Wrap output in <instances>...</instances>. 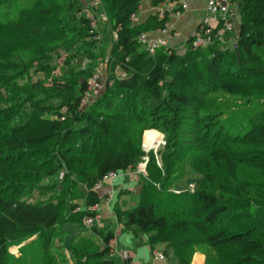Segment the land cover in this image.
Returning a JSON list of instances; mask_svg holds the SVG:
<instances>
[{
  "label": "trees",
  "instance_id": "obj_1",
  "mask_svg": "<svg viewBox=\"0 0 264 264\" xmlns=\"http://www.w3.org/2000/svg\"><path fill=\"white\" fill-rule=\"evenodd\" d=\"M143 1L102 0L112 20V26L103 28L104 35H110V41L104 37L110 53L108 79L103 94L87 110H81L88 78L94 74V66L83 68L82 63L84 57L95 58L82 48L99 44L95 35L100 32L91 34L92 19L79 16L82 8L65 0L66 13L58 20L60 28L53 38L64 41L73 35L76 42L72 46H80L77 50L65 47L70 57L64 63L70 68L51 67V83L58 85L56 98H61L55 105L56 116L38 128L37 116L27 117L24 105L0 109L1 175L7 178L4 165L11 162L19 166L24 155L51 153L47 160L57 166L53 175L60 169L73 170L85 186V209L80 217L85 220L98 215L88 208L101 204L102 195L96 186L105 176L127 173L128 169L133 174L146 157L148 174L143 176L139 202L125 209L120 204L114 206V214L126 231L146 235L151 250L160 251L162 246L167 259L172 251L178 264H190L194 248L204 245L240 248L239 262L231 264H264V234L257 230L264 221V193H258L264 180L237 177L248 167L260 169L264 177V0H231L239 7L238 33L227 31L206 47H193L191 38L183 56L168 47L151 54L139 41L141 33L162 28L168 20L156 14L152 22L135 24L133 18ZM166 1L152 0L151 4ZM37 8L40 16L55 11ZM35 21L33 37L45 39V22L39 18ZM37 31L43 36H35ZM114 31L118 33L116 40ZM232 37L237 50L230 43ZM33 86L41 87L39 83ZM39 99L37 94L30 95L25 104L47 113V106ZM235 104L246 107L243 116L232 112ZM152 129L165 136V145L158 152L163 163L160 167L153 153L142 150L143 135ZM184 143L197 146V164H191L193 156L182 146ZM188 168L201 174V186L176 193L175 187L189 186ZM64 176L67 180L68 173ZM12 177L8 189L0 184V264H10L12 245L34 236L49 243L61 222L59 206L23 202ZM73 188L68 186L65 192L71 194ZM71 208L76 209L75 205ZM253 209L260 213L256 227L244 226L233 233L220 229L229 227L232 217L252 216ZM114 237L113 232L103 234L92 226L89 238L64 242L72 258L66 264H118L111 256L110 240ZM130 261V257L125 259L126 264Z\"/></svg>",
  "mask_w": 264,
  "mask_h": 264
},
{
  "label": "rangeland",
  "instance_id": "obj_2",
  "mask_svg": "<svg viewBox=\"0 0 264 264\" xmlns=\"http://www.w3.org/2000/svg\"><path fill=\"white\" fill-rule=\"evenodd\" d=\"M72 1L82 8L79 16L95 17L98 14L95 20L96 29L100 32L99 34L101 36L100 43L88 49L84 48L83 50L82 48V51L85 53L95 56L94 60L84 57L82 63L83 68L94 66V74L92 77L88 78V83L92 86L89 90L86 103L81 106V110H87V108L105 91L108 79V60L110 53L109 46H105L106 42H104V39L106 38V40L108 39V41H110V35H104L105 32L103 28L106 25L108 27L112 26V20L102 0H100L99 8L96 12L87 10L85 5V3H87L86 0ZM34 2L37 3V6L47 9L53 8L55 11L51 15L40 16V12ZM64 4L65 0H0V109L8 106L22 108L24 105L23 108L26 110L27 117H32V115L37 116L40 123L37 124L38 128H40L43 123L46 124L48 122L47 120L55 118V105L61 100V98H56V96L60 94L58 92L60 91L58 85L51 83V79L54 75L51 67H61L65 70L71 67L64 63L65 60L70 57L65 47L72 46V44L76 42V38H74L73 35L69 36V38L64 41L53 38V35H56L60 28L58 20L66 13L63 7ZM100 14H104V17H101ZM156 14L159 15L157 12L154 14L152 13L146 22H152ZM36 18L45 22L43 23L46 25V33L44 34L45 39L35 40L33 37V27L37 24L35 21ZM69 26H73V23ZM40 33L41 32L37 31L35 36L38 37L42 35ZM233 33H237L235 28ZM230 43L235 44V38L232 37ZM54 44H57L54 47L58 48L52 51L51 48ZM79 46L80 45L75 44L72 48L77 50ZM189 47L190 46L186 47L183 43L174 48H168L173 49L176 54L183 56L187 53ZM79 80H82V78ZM36 83L41 85L39 89L34 88L33 85ZM36 94L38 98H40V104L47 106L46 109L48 108L49 110L47 113H41V110L33 109L31 104H25V100L28 96ZM232 110L235 115L243 116L247 109L246 107L235 104ZM148 131L156 132L161 138L160 142L150 149H146L144 140ZM152 136H154V133H152ZM164 145L165 136L162 132L156 129L145 131L142 139V150L146 154L153 153L159 167L163 166V163L161 161V155L158 152L163 149ZM182 146L193 156L191 164H197V157H194L197 146L185 143ZM98 149H101V147L99 146ZM50 155L51 153H30L24 155L23 160L20 162L21 165L19 166L13 165L15 163L11 162L4 165V168H7L6 172L8 175L6 177L8 179L1 175L0 170V184L4 190L12 186L10 185L11 180L9 181V178L13 175L14 177L12 178L14 179L13 181L16 182L15 185H18L22 192L20 199L23 202L32 205H41L50 202L59 206L61 210V222L56 226V234L54 237H51L50 242L47 243L45 239L40 236H34L19 245L10 246V264H53V258L56 259L58 264L71 263L72 258L67 249H65L64 242L69 244L77 241V239L81 237L89 238L91 235V227L86 224L85 220H80L82 216L81 211L85 209V186L78 182L76 175L73 174V170L60 169L53 175L51 172L53 169H57V166L55 163L47 160ZM188 170L190 169L188 168ZM66 173H68L67 180H65L64 176ZM147 174L146 168L141 172H134L133 174L121 173L120 176H118L119 178L114 181L116 182V189L120 192L118 194L116 192L112 200L116 202V204H120L123 209L137 205L139 202L138 194L143 186L142 180H145L143 176H147ZM262 174L260 169L254 170L248 167L240 170L237 177L258 182L259 180H264ZM186 178L188 179L187 182H189V185L193 184L195 188L197 186L199 188L203 180L199 172L193 171H191ZM64 180L65 183L63 184ZM120 185L121 187L119 188ZM68 186L74 187L71 194L65 192ZM185 188L188 187L184 186L180 189L175 187V190L181 192L185 190ZM101 193L102 202L99 210V219L94 224L103 234H107L111 226L113 230L116 229V216L114 214V206L116 204L113 205L112 201V203H110L111 205L108 202L106 203L108 197H105L106 193L104 191ZM258 193H264L263 182L260 184ZM107 204L110 205L109 208L113 211L109 212L110 216L107 218H102L105 212L109 210ZM71 205H75L76 209H72ZM255 210L256 209H253L252 216L249 217L246 216L238 219H233L232 217V219L228 221L230 226L220 227V229H225L227 232L233 233L239 232L244 226L245 228L256 227L260 213H255ZM104 222H111V226L102 225ZM257 228L259 234H264V221L262 226ZM126 233L127 232H123L122 238H119L121 243L120 246L124 243ZM146 237L147 236L143 235L132 238L130 242L124 243L126 244L124 249L126 248L133 252L140 257L144 263L147 260L146 264H149L153 260V254L149 244L146 243ZM93 238L94 240H99V238ZM158 249L162 250L163 247H158ZM194 250H196L195 253L200 252L205 255V264H223L225 261L231 264L233 262H239L241 256V249L237 248V246L212 248L209 245H204L196 246ZM169 255L168 264H178V260L173 255L172 251H169ZM115 260L118 264H125L124 260L121 258L116 257Z\"/></svg>",
  "mask_w": 264,
  "mask_h": 264
},
{
  "label": "built area",
  "instance_id": "obj_3",
  "mask_svg": "<svg viewBox=\"0 0 264 264\" xmlns=\"http://www.w3.org/2000/svg\"><path fill=\"white\" fill-rule=\"evenodd\" d=\"M87 3H85L87 10H92L96 12V10L99 8L100 0H86ZM167 3L172 4L173 10L166 9L163 7L158 11L159 18H163L165 16L168 17V20L164 23L162 28H159L153 32H143L139 35L138 39L139 41L145 45L146 50L149 51V53L154 54L155 51L160 47H169L168 46V40L169 38H175L178 36V33L173 29V26L171 24V18L172 17H179L183 13V11L186 9L187 5L185 0H167L166 2L162 3L164 6H166ZM231 0H209L207 3V15L208 18L205 20L204 23L200 25L198 30L194 33L193 36V47H206L211 45L215 39H222L224 34L227 31H231L235 27V18L233 17V13L231 11ZM98 17V14L96 15ZM95 16V17H96ZM101 17H104V14H100ZM94 16H90L92 19V28L90 33L95 34L96 31V20ZM135 18V17H134ZM133 18V19H134ZM216 20L218 25L216 27H212L209 22L210 20ZM118 38L117 31L113 32V39ZM95 39H101L100 34L95 35ZM118 73L121 76H124V74H121V71H118ZM91 84L89 83L88 92L86 93L85 97L82 100V104L86 103V99L89 94V90L91 89ZM147 164V158H144V162H142L139 167L137 168L136 172H141L146 168ZM120 172H112L105 176L102 183H99L96 186V190L101 191V188L103 187V184L105 181H113L118 176H120ZM122 174H131V169H128L127 173ZM188 189L193 191L195 190V186L193 184H190L188 186ZM176 193H180V191L176 190ZM102 195V194H101ZM100 205H94L88 208L89 212L97 213L98 215L95 217H88L85 219L86 224L89 227L94 226L95 222L99 219V210ZM110 249H111V256L112 257H120L123 260L129 258V254L125 251H119L117 249V240L114 237L110 240ZM167 258L161 251L154 252V259L153 264H166ZM129 264H138L136 261L131 260Z\"/></svg>",
  "mask_w": 264,
  "mask_h": 264
},
{
  "label": "crops",
  "instance_id": "obj_4",
  "mask_svg": "<svg viewBox=\"0 0 264 264\" xmlns=\"http://www.w3.org/2000/svg\"><path fill=\"white\" fill-rule=\"evenodd\" d=\"M208 1L209 0H185L187 7L183 11L181 16L172 17L171 20H170L171 24L173 26V29L178 33V36L175 37V38H169V40H168V46L169 47H173L174 48L177 45H180V44H183V43H184V45L186 47L189 46L190 39L193 38L194 33L198 30L200 25L202 23H204L205 20L208 18V15H207V3H208ZM151 2H152V0H145V1L142 2V5L140 7V11H139L138 15H136L135 18L133 19L135 24H145V23H147L146 21L149 19L151 14L152 13L154 14L156 12L158 13V11L160 9H162L163 7H165L166 9H169V10H173V6L170 3H167L166 6H164L163 4H160L158 6H153L151 4ZM231 11L233 13V17L235 18V27L234 28H235V31L238 33L239 25H240V12H239V7H238V3L237 2H232ZM209 24L212 27H216L218 25L217 21L213 20V19L210 20ZM115 180H113V181H105L104 184H103V187L101 188V191H100V194H102L101 192L104 191L109 196L108 199L106 200V203L108 202L110 204V203L113 202V205L116 204V202H114L112 200L113 195L116 192H117V194L120 192V191H118L116 189V182H114ZM121 185L119 186V188L121 187ZM122 187H123V185H122ZM129 187H131V186H129ZM110 205L107 204V207L109 208ZM111 211H113V210H111L109 208L108 212H105L103 217L102 216L101 217L102 218H105V217L107 218L108 216H110L109 212H111ZM115 220H116V224H117L115 230L112 229L111 222L110 223H105L104 222L103 224L102 223L101 224L105 225V226L106 225H110L111 226L110 229H108V231L113 232V234H114V236H115V238L117 240V249L119 251L127 252L129 254V257L131 258V260L136 261L138 264H146L147 260L144 263L141 260V258L138 257L137 255H135L133 252L129 251L126 248L124 249V247L126 245L124 243H128V242H130V240L132 238H135V237L137 238V236H143V235H134L133 233L126 231L124 229L123 225L118 222L116 217H115ZM123 232L124 233L127 232V233L125 235L124 243H122V246H120L121 243L119 241V238L120 237L122 238ZM137 242H138V240H137ZM146 243H147V237H146ZM152 254H153L152 255V259H154V251H152ZM118 258H120V257H118ZM124 262H125V260H124ZM168 263H169V261L167 259L166 264H168ZM149 264H153V260ZM190 264H205V255L200 253V252L195 253V255H194L193 259H192V262Z\"/></svg>",
  "mask_w": 264,
  "mask_h": 264
},
{
  "label": "bare ground",
  "instance_id": "obj_5",
  "mask_svg": "<svg viewBox=\"0 0 264 264\" xmlns=\"http://www.w3.org/2000/svg\"><path fill=\"white\" fill-rule=\"evenodd\" d=\"M152 133H154V136H152ZM144 140L146 149H150L156 146L160 142L161 138L159 135L156 134V132L148 131Z\"/></svg>",
  "mask_w": 264,
  "mask_h": 264
},
{
  "label": "water",
  "instance_id": "obj_6",
  "mask_svg": "<svg viewBox=\"0 0 264 264\" xmlns=\"http://www.w3.org/2000/svg\"><path fill=\"white\" fill-rule=\"evenodd\" d=\"M234 47H235V48H236V50H237V44H235V45H234Z\"/></svg>",
  "mask_w": 264,
  "mask_h": 264
}]
</instances>
